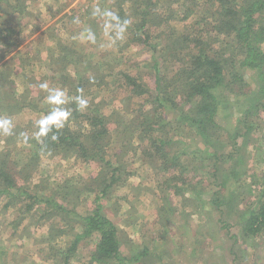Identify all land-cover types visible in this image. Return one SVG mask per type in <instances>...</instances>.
Wrapping results in <instances>:
<instances>
[{"label":"rangeland","instance_id":"rangeland-1","mask_svg":"<svg viewBox=\"0 0 264 264\" xmlns=\"http://www.w3.org/2000/svg\"><path fill=\"white\" fill-rule=\"evenodd\" d=\"M16 1L9 0L8 9L3 3L1 20L16 31L7 33L9 43L20 45L4 48L0 53L5 59L0 62V117L11 118L14 124L11 135L0 133V162L8 164L10 174L25 194L42 197L59 193L63 199L68 191L69 213L42 212L39 207L44 206L35 197L18 194L12 200L1 196L0 264H63L60 251L70 248L83 229L79 225L71 228V217L77 213L86 216L99 206L121 230L124 257L135 260V255L147 250L140 261L124 264H264V224L254 235H247L245 229L250 214L264 205V79L261 81L256 70L243 65L244 57L237 54V49H226L225 41L232 42L233 38L225 36L227 29L213 16V2L148 0L149 7L143 10L139 0H21L27 4L21 13L15 12L16 6L15 10L10 8ZM245 1L243 5H248L250 0ZM97 7L119 17L124 14L122 18L131 21L122 39L114 44L105 18L92 15ZM144 11L149 13L150 40L135 44L131 42V30L142 23ZM189 13L191 17L184 19ZM172 14L173 19L168 21ZM205 17L211 20L206 22ZM74 19L80 22L74 23ZM91 27L96 30L92 32ZM88 30L95 34L94 42L81 37ZM201 37L207 43L211 40L217 53L225 54L222 60L226 61L227 82L231 83L232 73L239 72L238 81L246 93L231 94L241 89L236 86L222 93L220 87L213 90L219 105L214 126L207 128L212 134L194 123L191 112H199L200 99L183 97L182 87L169 90L177 102L172 109H158L151 102L159 93L152 63H163L166 46L177 42L187 46ZM186 40L189 42L184 44ZM1 42L6 44L5 40ZM261 46L264 51V43ZM214 54L212 50L210 55ZM77 59L91 68L87 70L81 64L77 69L68 66V61ZM95 61L105 65L96 69L99 62ZM178 67L189 71L191 63L185 59ZM122 70L142 79L145 85L140 90L144 94L136 96L123 90V75H119ZM85 72L87 86L81 89L88 106L81 112L86 115L101 111L109 118L111 137L106 158L113 167L80 154L65 155L61 149L56 153L45 150L40 160L33 163L39 142L33 135L34 124L49 111L47 90L39 85L47 82L50 88H62L69 97H75L76 82L64 85L65 78L73 79L77 73ZM168 72L169 69L164 75ZM101 75L107 78L102 82L104 86L95 84ZM89 78L92 80L88 83ZM71 91L75 94L70 96ZM73 103L65 106L74 112L77 110ZM8 104L12 106L5 111L2 105ZM16 104L22 110H17ZM151 111L157 117L152 118ZM144 114L150 120L142 124ZM157 119L160 124H156ZM71 127L72 131L84 133L82 139L89 137L86 133L91 127L87 124L80 126L75 121ZM21 133L27 135L26 141ZM155 138L176 142L168 147L164 160L152 152L154 148L150 150ZM175 156L178 159H173ZM111 177L115 184L104 197L91 179L102 181L104 184L98 185L103 190ZM172 178L179 181L168 184ZM71 186L72 190L68 189ZM90 186L93 192L87 193ZM219 199L222 206L218 211L212 200ZM10 201L13 206H8ZM53 223L69 234L60 236L61 232L56 231L53 238L49 235ZM98 241L95 234L80 241L68 264H92ZM47 247H55L57 253L55 248L47 253ZM49 254L51 260L47 259ZM111 264H116L115 260Z\"/></svg>","mask_w":264,"mask_h":264},{"label":"trees","instance_id":"trees-1","mask_svg":"<svg viewBox=\"0 0 264 264\" xmlns=\"http://www.w3.org/2000/svg\"><path fill=\"white\" fill-rule=\"evenodd\" d=\"M20 1L21 0H17L15 5L10 6V8L14 9L13 6H16V10L14 9L15 12L18 11L23 13V9L26 8L27 4L26 2L21 3ZM211 2H213L212 6H214L215 8L213 16L215 18H219L223 29H227V31L225 32V36H227L228 38L229 36H231V38H233L232 42L225 41L226 49L231 50V48H228L229 46L237 49V54H241V56L244 57L243 65L249 67L250 69L256 70L259 73L260 80L262 81V79H264V51L261 45L264 43V21L261 23V20L263 17L262 13L264 12V0H250L248 2V5L247 3L243 5V2H246L245 0H211ZM3 3H6V8L8 9L9 0H0V53H2L4 48H10L12 46L20 45H13L12 43H9V35L14 34L16 31L14 28L10 27L11 24L1 22L3 17L2 15H4L3 9L5 8V4ZM138 4L140 6L139 8H144L143 10H146L147 7H149L148 0H139ZM149 11H151V9H149ZM122 15L124 14H120V19L124 20L122 18ZM171 16L168 17V21L171 18L173 19V14ZM186 16L187 17H185L184 19L190 18L191 13L187 14ZM142 17V23L135 27L134 30H131V42L135 44H139L142 41L143 43H147L150 40L149 34L151 36L152 28L148 23V11H144L142 13ZM210 17L212 18V15ZM210 17H205V19H207L206 22L211 20ZM153 23H155V20H153ZM142 29H144V31L140 33L141 35H138V33ZM90 30L95 31L96 29L91 27ZM7 33L9 35H7ZM3 40L6 41L5 45H2L3 43L1 41ZM188 42L189 40H186L184 44H187ZM192 42L194 44L189 42L187 46H181L179 42L175 43L172 47L166 46L164 52H166L167 55L164 57L163 63H152V69L155 73L154 75L156 77V83L157 88L159 89V93L157 97L151 102L152 106L155 108L172 109V106H177V102L174 101V98H171L169 90L174 89L177 86H179L180 88L182 87L184 89V91H182L184 93L183 97L187 96L189 99H191V97L194 96V99H200L197 103L199 112L196 114L191 112V118H193L195 124L201 125V129L207 131V128H211V126H214V118L217 114V108L219 105L218 98L216 97L217 95L213 90L220 87V91L222 93V91L226 89L228 91H232L233 89H235L234 86H236V88L238 87V89L241 88V84L238 81L240 80V73L237 71L234 74L232 73L233 77L231 79V83L227 82V75L225 73L227 72V67L225 65L226 61L222 60L225 57V54H223V52L221 54H219V52L217 53V48L212 47L213 45L211 40L210 43H207V41H205V39L201 37L195 38V40H193ZM195 50H197V52ZM212 50H214L215 53L213 56L210 55ZM68 51L69 50L65 47V52L67 53ZM153 51H156V47L153 48ZM185 59L188 60V63H191V69L189 71L187 68L181 71L183 68L181 69L178 67L181 63H183V61H185ZM3 60H5L4 57H0V62H2ZM116 61L117 60L114 61V64ZM98 62L99 61H95L96 64ZM82 63L83 62L81 59H77L73 63L68 61V66L77 69L81 64L84 65L87 70L91 68L89 67L90 65L88 63ZM104 65V63L99 62L96 66V69H99V67H103ZM165 65L168 67H165ZM171 68L173 69V71L170 72ZM168 69L170 73L168 72L165 76L164 74ZM168 74L170 76L169 78ZM113 75L114 74L109 76L112 78ZM119 75H123L121 85L124 86L121 87L124 91H127L128 93H134L136 96H141L145 93V91L140 90L145 85L141 83L142 79L135 74H131V71L122 70L119 72ZM72 78L73 79L65 78L64 85L72 84L71 81H74L76 82V89H81L83 87L86 88V78H88L86 72L77 73ZM202 79H207L208 81L204 80V82H202ZM91 80L92 78H89L88 83ZM105 80H107V78L104 75L98 76L95 80V84L101 83L100 85L104 86L105 84L103 83ZM209 80H212V82H210ZM225 83L226 85L223 86ZM74 94L75 91L70 92V96ZM231 94H243L241 96H244L246 93H244L243 89L241 88L237 91L233 90ZM73 105L75 106V102L73 103ZM11 106L12 105L9 104L8 106L2 105V108L7 111ZM15 108H17V110H22V107L17 104ZM151 112L153 115L152 118L157 117V115H155L156 112ZM83 114L84 113H82L81 111H74L72 117L68 122H66V125L63 129L59 130L58 132L50 133L49 137L44 139L43 144L38 142V144H36L35 146L36 150L34 151H36V153L34 155V158H32V162L35 163L40 160V157L45 150L56 153L57 149H61L60 153H63L65 155L69 156L80 154L82 157L88 160L97 161L100 163L103 162L108 168L113 167L112 162L106 158V148L109 145L108 141L111 137L108 127L109 118L106 115H103L101 111H97L96 114ZM80 118H83L84 121H82ZM142 120V124L145 122L148 123L150 120V116L144 114ZM75 121H79L80 126L87 124L91 127V131L86 133L89 134V137L84 136V139H82V135L84 134L82 131L76 132L71 130V123ZM160 123L161 121L157 119L156 124ZM52 134L58 135L59 139L56 141H52L50 138ZM207 134H212L211 130L209 131V133L207 131ZM211 136L212 135H208L209 138ZM174 142L175 140L172 141L171 139L155 138L153 144L150 145V150H152L151 148H154V151L152 150V152H157L161 155L160 158L164 160L165 156H167L168 147H170ZM173 159L178 158L175 156ZM91 180L93 184L95 183L98 186V188H96L98 193L104 197L109 194L110 188L113 184H115L114 177H111V182H107L104 189L102 190L98 185L100 183L101 185H103L104 183L102 181H99V179L95 178ZM170 181H176L174 183H177L179 180H177L176 178H172L168 180L167 183L169 184ZM73 187L74 186H71L68 189L72 190ZM176 187L177 185H174V188ZM92 190L93 189L90 186L89 188H87V193H92ZM15 191L18 193L15 194ZM76 192L80 191L77 190ZM196 193L198 194V191H193V194ZM18 194L26 195L29 198L35 197L37 203L44 206L39 207V210L42 212L53 213L55 215H61V213H69L68 209L66 208V204H69V201L67 200V196L69 195L68 191H65L63 199L59 197V193H54L51 196L41 195L42 197H36L34 195H29L28 193L25 194L23 188L18 185L17 179H15L14 175L10 174L8 164L6 162H0V197L7 196V198L11 197L12 200H14L13 197H16V195ZM99 194H97L98 197L96 198V201L99 200ZM212 204L216 206L215 209L219 211L220 207L222 206V201L220 199L219 201L212 200ZM8 206H13V201H10ZM101 210L102 207L99 206L86 216L78 214L76 212L77 214H74V217H71V228H75L79 225L83 229L82 233L76 235L70 248H66V250H63L62 252L60 251V258H62V262H64L63 264H68V260L71 257L70 255H72L74 250L78 248L80 241L84 240V238H86L87 236H91L94 234L99 237V241L95 252H93L92 264H111V262L114 260L116 264H124L128 261L137 262L140 261L141 257L147 255V250L145 249L139 255H135V260H129V258L127 259L126 257H124L123 252L121 251L123 244L121 241V230H119L117 225ZM263 224L264 205L262 204L258 210L252 212L250 214V217L247 218V221L245 222L246 234L254 235L258 233V231L262 229ZM56 231H58L59 233L61 232L60 236L69 234V232L65 231V229H63L62 231L60 229H57L56 224L53 223L51 225L49 235L52 234V237L54 238L56 235L53 233ZM54 248L55 247H47V253L51 252ZM55 250L57 253L56 248ZM52 258L53 257L51 254L47 256L48 260H51ZM55 259H57V257H55Z\"/></svg>","mask_w":264,"mask_h":264},{"label":"clouds","instance_id":"clouds-1","mask_svg":"<svg viewBox=\"0 0 264 264\" xmlns=\"http://www.w3.org/2000/svg\"><path fill=\"white\" fill-rule=\"evenodd\" d=\"M92 15L101 16L105 18L106 28L110 33V41L114 44L117 40L122 39L127 26L131 23L130 20H121L120 17L111 10H101L99 7L94 8ZM74 23H79L78 19H74ZM81 37L87 41L94 42L95 34L88 30L86 33H81ZM41 89L47 90L46 101L49 105V111L42 115L38 120L35 121L34 127L36 131L34 136L40 143H44V139L49 137L50 133L58 132L63 129L66 122L73 115L72 109L66 107L70 101H74L76 104L77 111H83L88 106V100L83 96V89H77L79 93L75 97H69L67 92L62 88H50L47 82L41 83L39 85ZM14 129V124L11 118L0 117V133L4 135H11ZM25 141L27 140V135L21 133ZM51 140L56 141L59 139L58 135L52 134Z\"/></svg>","mask_w":264,"mask_h":264}]
</instances>
